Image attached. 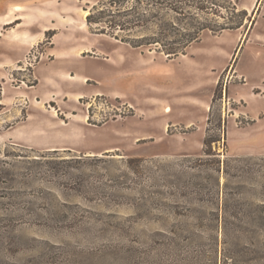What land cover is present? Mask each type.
Instances as JSON below:
<instances>
[{
	"label": "rangeland",
	"instance_id": "rangeland-1",
	"mask_svg": "<svg viewBox=\"0 0 264 264\" xmlns=\"http://www.w3.org/2000/svg\"><path fill=\"white\" fill-rule=\"evenodd\" d=\"M118 1L0 0V264H264V0L227 2L243 25L176 58L88 16L124 13L128 39L198 19ZM221 13L213 28L239 19ZM70 45L84 57L66 69L47 54ZM54 115H88L103 148H37Z\"/></svg>",
	"mask_w": 264,
	"mask_h": 264
},
{
	"label": "trees",
	"instance_id": "trees-1",
	"mask_svg": "<svg viewBox=\"0 0 264 264\" xmlns=\"http://www.w3.org/2000/svg\"><path fill=\"white\" fill-rule=\"evenodd\" d=\"M234 1L235 3L238 0H147L149 4H151V11L146 17L151 20H158L160 18L159 10H156L154 7L162 8L165 3L174 10L179 16L182 17H190L192 19H198L199 24L192 28H186V30H179V33H165L166 24L164 21H157L155 24L157 25L156 31H154L151 35H146L141 38H122L118 36L117 31L120 29L126 28V23H132L134 19H127L123 20L125 17L124 13L120 12H113L107 9H103L101 14L105 15L104 17H100L98 19H93L92 15L88 16V21L90 23H103V27L101 28V32L108 33L111 36L121 39L123 42H128L134 47H141V46H152L157 45V51L163 52L168 57L176 58L181 54H186L187 48L195 41L199 40L201 32L205 29H211L213 31H220L227 28H238L243 25L244 19L247 16V11L245 10H238L237 5H227V2ZM109 6L119 5L121 1L118 0H108ZM227 9L232 11V13L236 16L238 15L239 19L237 22L231 23H224L220 25L218 28H213L211 24L208 23V18L205 16L207 14L214 13L215 15L222 16V10ZM147 12H142L140 7L137 3L131 7V11H128V14L132 13L134 17H141ZM158 12V13H157ZM140 20V19H139ZM143 20V19H142ZM141 20V21H142ZM140 23V22H139ZM138 23V24H139ZM176 30L178 27L173 25ZM174 32V31H173ZM143 38V39H142ZM144 40L145 42H142ZM210 142V138L206 137L205 143ZM264 160V158H262ZM228 264V262H227Z\"/></svg>",
	"mask_w": 264,
	"mask_h": 264
},
{
	"label": "crops",
	"instance_id": "crops-1",
	"mask_svg": "<svg viewBox=\"0 0 264 264\" xmlns=\"http://www.w3.org/2000/svg\"><path fill=\"white\" fill-rule=\"evenodd\" d=\"M48 28V27H47ZM45 28V29H47ZM43 32H40V35L43 34ZM42 38V37H41ZM42 40V39H41ZM82 46H72L70 45L68 49L66 50L64 48L60 47H52L51 49L47 50V54H50L51 56H62L63 59H65V66L66 67L68 63H78L79 60H82V57L79 58L78 55H80L81 51L83 50L81 48ZM53 50V51H52ZM56 50V51H55ZM62 51V52H61ZM61 52V55L59 54ZM82 54V53H81ZM70 57V58H68ZM42 61L40 60L39 63ZM68 74V72H65ZM69 76L74 78H80L82 82H86L88 76L84 74L83 72L73 71L70 69ZM88 115L83 116L81 119H74L68 115L63 119L59 115L54 116H48L44 121H42L41 125H39L38 133L44 136L45 140L41 139L39 141V146L37 148L40 149H86L88 152H96L100 148H96L94 145L87 143L86 137L83 134V131L86 127L95 128L98 126H94L93 124H90L88 122Z\"/></svg>",
	"mask_w": 264,
	"mask_h": 264
},
{
	"label": "bare ground",
	"instance_id": "bare-ground-1",
	"mask_svg": "<svg viewBox=\"0 0 264 264\" xmlns=\"http://www.w3.org/2000/svg\"><path fill=\"white\" fill-rule=\"evenodd\" d=\"M15 9H19V7H16ZM9 20H10V19H9ZM168 109H169V108H168ZM168 109H167V110H168Z\"/></svg>",
	"mask_w": 264,
	"mask_h": 264
}]
</instances>
